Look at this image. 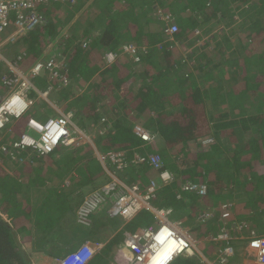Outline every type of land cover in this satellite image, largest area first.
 Here are the masks:
<instances>
[{"label": "trees", "instance_id": "obj_1", "mask_svg": "<svg viewBox=\"0 0 264 264\" xmlns=\"http://www.w3.org/2000/svg\"><path fill=\"white\" fill-rule=\"evenodd\" d=\"M237 1L94 0L85 16L79 14L64 32V26L69 22L63 23L57 16L52 17L54 7L40 4L39 9L46 23L40 29L35 28V33L32 31L22 38L21 46L16 44L11 51L14 54L11 58L22 56L24 64L29 66L39 60L57 58L60 61L59 76L48 77L47 70L43 71L32 79L35 88H50L53 102L70 109L74 114L73 121L82 129L92 132L93 141L100 152H124L123 170L116 169L110 161L106 164L108 169L117 170L116 176L125 183H135L144 191L145 183L157 177L148 178L152 169L146 161L137 162L135 154H158L163 169L171 172L173 179L161 187L153 204L170 206L172 214L177 207L180 208L176 220L182 226H190L194 233L199 228L192 222L196 214L186 216L185 208L190 204L194 207L191 210L196 211L203 203L201 198L191 193L183 194L182 190L181 197H176L180 184L186 181L207 186L208 194L204 198L210 194H216V197L223 194L219 195L221 200L216 203L231 202L229 208H234L235 217L240 211L243 214L248 212L252 221L255 216L256 224L264 225V0ZM75 3L64 8L66 14L62 13V16H69L63 21L75 16L79 10ZM238 8L244 15L243 23L247 22V25L238 28L245 34V43L240 48L236 43L241 40V32L236 31L235 41L228 42L224 38V32H227L224 27L234 22L235 10ZM87 16L89 20H86ZM170 25H176L177 30L167 35L165 29ZM93 30L96 32L93 33ZM222 31L223 43L219 40ZM57 35L60 46L56 44L48 48L46 44L55 40ZM175 41L184 45L182 51L173 46ZM210 43L216 44V50L220 53L230 43L232 50L229 54L219 56L221 62L218 64L211 63L208 72H195L207 67L210 62L208 58H203L205 53L199 54L197 61H192V67H187L182 73L176 71L179 53L189 57V52L197 53ZM126 44H134L135 56L120 52ZM110 51L116 52V58L108 63L104 56ZM200 57L203 61L198 62ZM219 69L222 73H219ZM7 72L6 67H1L0 77ZM170 72L171 78L178 74L174 78L178 86L171 88V82L166 85L170 80ZM63 79L67 82H63ZM26 96L33 104L22 116L10 118L0 130V192L5 197L1 202L5 208L8 205L9 208L18 209L29 200V204L33 202L35 206L26 210L31 212V216L24 219L25 230L30 228V231L23 233L21 240H18L17 234L19 229L24 231L22 228L16 229L17 221L9 223L0 218V264H31L27 249L30 243L33 246L44 244L50 247L48 240H41V237L44 239L47 236L40 234V224L51 226L57 223L67 213H64V205L67 208L72 206L68 197L71 194H65L70 181L58 186L60 192L54 197L52 193L34 200L30 196L33 187L45 185V179L49 180L50 175H53L55 167L51 169L47 166L52 160L51 153L39 156L34 151L19 150L13 145L28 130L29 118L45 121L57 114L34 89L30 88ZM138 117L142 119L140 125L156 136L154 141L159 136L163 144L156 146L154 141L145 142L134 134L135 124L132 122ZM199 138L211 140L204 156V152L185 147L181 149V155L170 157L166 152L168 148L175 149L174 146L178 144L186 146L191 140ZM6 146L7 149H4ZM88 153L90 151L81 153L75 149L66 152V155H74L75 160V154L84 158ZM204 157L206 162L203 161ZM175 162L195 172L175 168L171 165ZM97 188L96 185L89 191ZM71 192L74 191L71 189ZM84 196H81L80 204ZM236 199L242 201L239 207L232 203ZM112 201L107 195L93 212L91 225H82L87 230H91L95 223L96 228L102 225L104 230L107 228L109 235L115 230L103 249L88 264H110V251L112 247L121 245L126 232L132 233L153 224L152 213L142 209L120 227V219L111 218L107 212ZM105 218L109 222L105 223ZM31 220L35 221L36 231L32 228ZM237 220L242 222L240 218ZM102 228L100 226L99 229ZM217 228L214 220L208 224L206 231L215 232ZM203 229H199L197 237L204 236ZM257 232L255 228L253 233L250 230L251 234L258 235ZM57 247L60 249L61 246ZM196 256H183L184 260L175 262L178 256L171 264H195L193 259Z\"/></svg>", "mask_w": 264, "mask_h": 264}, {"label": "built area", "instance_id": "obj_2", "mask_svg": "<svg viewBox=\"0 0 264 264\" xmlns=\"http://www.w3.org/2000/svg\"><path fill=\"white\" fill-rule=\"evenodd\" d=\"M75 0H0V68L6 67L9 72L3 73L0 77V88L6 93L0 92V128L7 123L10 118H18L22 116L28 109L31 101L27 99V92L30 88L34 89L39 95L45 96L47 91H40L35 88L32 79L41 75L43 71L48 72V77H57L61 70V63L57 59H48L46 61H36L33 64L26 65L22 56L7 54L9 51L6 46H16V44L27 36L38 26L45 22V17L40 11V4L50 6V2L56 4L72 3ZM177 30L176 25H170L165 29L167 35ZM122 53H129L135 56L136 51L134 44H126L120 50ZM105 60L111 63L116 58V52L110 51L105 54ZM63 82H67L63 79ZM16 97L17 99H14ZM72 112L70 109L58 111V115L47 119L44 123L38 122L34 118L27 121L28 130L22 133L14 142V147L19 150L29 149L40 155L48 154L58 145L79 144L86 133L78 128L72 121ZM135 132L144 140H151L153 137L149 135L141 126H134ZM4 148V147H2ZM7 149V146L4 148ZM99 153V152H98ZM102 161L104 158L109 160L116 169L122 170L125 167L124 152L108 150L105 153H99ZM137 162L146 161L150 167L158 171L159 178L162 182L170 179L171 175L168 171L162 169V161L158 154L151 153L146 156L136 154ZM112 177H114L112 175ZM138 185H126L117 178L112 179L99 186L97 189L89 191L85 194L82 203L76 209V222L83 226H90L93 212L104 200L107 195L112 197V204L107 212L111 218H120L124 221L130 220L142 208H149L150 211L160 222V226H148L139 228L135 232H127L125 238L126 251L130 257L126 262L115 261L112 264H145L146 254L151 253L158 246L155 236L161 227L166 226L170 231V235L178 240H182L181 249L172 257L179 253H192L193 250L198 251L195 241L190 237L186 230H183L180 221L171 222L169 215L171 209L152 207L149 200L154 197L156 183L151 180L144 193L138 192ZM183 189L188 191L205 192V186H199L194 183H187ZM215 209L206 210L196 217V223H204L211 218ZM220 216L226 218L230 216L229 204L220 206ZM235 224V223H234ZM196 234L200 231L196 229ZM209 239L213 242H220L221 249L218 253L220 263L228 261L234 255V248L230 244L231 236L225 228H221L218 234L209 235ZM103 246L102 241L85 240L76 249L68 252L62 258L58 259L57 264H86L91 257L97 253ZM250 250L254 252L256 261L264 264V237L252 236L249 241ZM168 259L169 263L172 259Z\"/></svg>", "mask_w": 264, "mask_h": 264}, {"label": "crops", "instance_id": "obj_3", "mask_svg": "<svg viewBox=\"0 0 264 264\" xmlns=\"http://www.w3.org/2000/svg\"><path fill=\"white\" fill-rule=\"evenodd\" d=\"M75 1H76L75 5L78 7L79 10L75 13V16L72 19H69L70 25L77 18V16L79 14H83V16H85V13H87L89 11L88 7L90 5H92V2L94 0H75ZM69 5L71 6L72 4L71 3H66V4L52 3V4H50V6H52L54 8L59 7L61 10H64L65 6L67 7ZM92 9L94 10V8H92ZM78 12H79V14H77ZM53 14H55V13H53ZM79 18H80V16H79ZM87 19L89 20L88 16L86 17V20ZM46 21L44 22V24L46 23ZM95 32L96 31L93 30V33H95ZM81 34H83V32H81ZM75 35L79 36L78 33H76ZM87 38H88V36H87ZM173 44H171V45L177 47V49L179 50V44H181V43L178 41H175V42H173ZM9 53H12V52L9 51L7 54H9ZM188 54L192 55L191 52H189ZM185 55L184 54L182 55L181 53H179V55H178V57L181 59V62H182L181 63L182 68L184 66L188 67V65H189L188 62L191 60V59H188L186 61ZM178 61L176 62V64H179ZM183 61H185V62H183ZM180 70L181 69H179V68L176 69V71H178L179 73H180ZM175 77L176 76L171 78L166 83V85L171 82V88L173 86L174 87L178 86L177 82H175V80H174ZM0 92H3V94H5L6 90L4 91L2 88H0ZM140 94H143V93H140ZM50 100H52V99H50ZM55 105H58V104L56 103ZM141 120L142 119L138 117V119L136 121H133L132 123L141 124L142 123ZM72 121H73V119H72ZM74 123L76 124V122H74ZM132 123H130L129 125H131ZM127 124H128V122H127ZM76 126L78 128H80L81 130H83L84 133L87 134L86 137H84V139L79 144L61 145L60 147L55 149L54 152L50 154V156L52 157V160L47 165L51 169H53L55 167L54 171H53V175L52 174L50 175L51 177L48 178L49 180L45 179V181H44L45 185H38V186H35L31 189V193L35 194L34 195L35 198H38L39 196L48 197V196H50L49 193H52L53 194L52 196L54 197L56 194H58L60 192L58 186L63 185V182L65 184H67L70 181L69 188L65 189L67 191V192H65V194H69V193L71 194L68 197H70L71 205H72L71 206L72 208L71 207L67 208V206L64 205V207L66 208L64 213L67 212L65 214V215H67L66 216L67 218L65 217V215H63L59 218L57 223H54L51 226H50V224H49V226L45 225V223L40 224V226L42 228V231L40 234H43V236H47L46 234L49 233V236L47 238L43 239L41 237V240H48L50 242L51 248L49 246L44 245V244L42 246H39V244L38 245L35 244V246H33V244L30 243L29 247H27V249L29 251V255H30L29 258H30L31 264H57L58 259H60L62 256H64L68 252L76 249L85 240L95 241L94 239H97V240L104 241V245H105L106 241L109 239L110 236H112L114 234V231H115V230L112 231L109 235L107 228H106V230H104L102 228V225H99V227L96 228L95 227V225H97L96 223L93 224V227L91 230H87L82 225H80L76 222V216H75L76 209L78 208V205L80 204V201L82 200L81 199L82 195L84 196V194H86L89 190L95 188L96 185H97V187H99L102 184L106 183L108 181V179H110V178L112 180L116 177L119 180H121L118 176H116L117 170L115 171L114 169H110V168H109L110 169L109 170L107 168V164H106V162H108L107 159L104 160V158H103L102 161L100 160V158H99L100 150H99V148L97 149V145L93 144V142L91 141V139L93 137L92 132L90 130L82 129L77 124H76ZM134 134H136L135 131H134ZM153 134L155 135V133H153ZM160 139H161V137H160ZM160 139L158 136V139L156 141H154L156 146H160L161 144L164 143V141L161 139L163 141L162 142ZM154 140H155V138H154ZM196 143H199V140L198 141L197 140H195V141L191 140L190 142H188L186 144V146H183V144H178V145L174 146L175 149L168 148L166 150V152H168L170 154V157H172L174 154L175 155L176 154L181 155L182 154L181 149H183V147H185V149L193 148V149L199 150L200 152H204L202 154L204 156L207 153L206 150L208 148L207 147L205 148L202 145L201 146L196 145ZM90 145H92V147ZM165 148H167L166 145H165ZM75 149H76V151H80L81 153H83L85 151H90V153L86 154L87 156L84 158L79 156V154H75L76 156H75V160H74V158H73L74 155L67 156L66 152H69V151H72ZM156 150H158V147ZM158 152H159V150H158ZM201 161L202 160H200L199 163H201ZM203 161L206 162L205 157H204ZM178 163L175 162V163H172L171 165L175 166V168H181V170H184L186 172H193V173L195 172V171H192V169L187 167L186 165H181L182 163H179V164ZM171 165H168V166H171ZM108 167H109V165H108ZM111 172L114 173L115 177H111V175H110ZM59 173H62L63 175L62 176H60L61 174L57 175ZM54 175H56V176L54 177ZM71 176L73 179L70 178ZM156 177H157V173L154 170H151L149 172L148 178H156ZM104 179H106L107 181L105 180L106 181L105 182ZM147 181L148 180H146V182ZM157 181H159V179ZM87 182H88V184L84 185V183H87ZM86 187H87V189H86ZM71 189L74 192H71ZM235 191H237V190H235ZM79 194H80V196H79ZM0 195H1L0 196L1 197L0 203H1L2 199L5 197L1 194V192H0ZM219 195L223 196V194H218L217 197H220ZM17 196H19V195H17ZM213 196H216V194H214ZM236 196L238 197V194H236ZM210 198H211L210 196H208L207 198H202V200H200V201H201V203H203V205H201L200 208L196 211H192L191 209H194V207L190 204H187V207L185 208V210H187L185 212L186 216L190 215V217H191V215L193 216V215L197 214L196 212L200 211V209L204 205L211 204L212 202L210 201ZM219 200H221V198H218L217 200L214 199L213 202L216 203ZM12 201L14 202V200H12ZM221 202H224V201H221ZM241 202H242L241 200L236 199V202L234 204L236 205V207H239V205H241L240 204ZM64 207H62V208L64 209ZM7 208H9V207L7 206ZM7 208H5L3 206V204L1 203L0 204V210H1L0 213L2 215L12 216L11 221L16 220L17 223L20 225V227L16 226V229L24 227V225H25L24 219H19V217L13 218V213L18 214V213H21V211L19 209H17V207L13 208L11 206L9 208L11 213H8ZM51 208L52 207H50V209ZM4 209H6V211H3ZM30 216H31V212L29 211V217ZM237 218H240L243 223H246L247 227L244 228L243 230L240 228L239 229L238 228L237 229L232 228L230 230L231 234H233V235H231L232 236L231 242H236L233 239L234 235H239V238L243 239L246 237V235H250L251 233H253V228L258 230V232H257L258 235H264V225L258 224L259 225L258 226L256 224L257 221L256 222L254 221L255 216L253 217L254 219L252 221V217L249 216L248 212L243 214L240 211L238 213V215L236 216V219ZM67 219H68V221H66ZM60 220H61V222H60ZM111 221H114V220L111 219ZM30 223H32V228H34V230L36 231V227L34 226L35 221L31 220ZM122 223L123 222L121 220H119L118 225H120V227H121ZM249 224H251V226ZM100 226L102 229H99ZM85 230H87V231H85ZM250 230H251V233H250ZM35 231H33V232H35ZM205 231H206V228L204 229V232ZM21 232L22 231H20V229H19L18 234L22 235L23 232L22 233ZM207 233L208 232L206 231L205 234H207ZM18 234H17V238H18V240H21L22 237L18 236ZM205 234L202 237L199 236L196 238V240L198 241V245L201 246L200 247L201 252L199 253V257H197V259L200 261V262L198 261L200 264H261L255 260L256 256L254 255V253L251 250H249L246 247V243H244L243 240L239 241L238 243L236 242L237 247H239L236 250V254L233 257H230L228 259V261H226L224 263H220L219 262L220 260H218L217 254H218L219 248H221L220 242H222V241L212 242L211 240L207 239ZM105 235H107V236L105 237ZM236 238H237V236H236ZM104 245H103V247H104ZM57 246H61L60 249H57V248H59ZM103 247L101 249H103ZM100 250L98 252H100ZM121 251H122V249L120 250L119 247H114V248L112 247V249L110 251V259L109 260L111 261V260L116 259L118 256H121L122 255ZM120 258L121 257H119L118 260ZM91 259L87 262V264L91 261Z\"/></svg>", "mask_w": 264, "mask_h": 264}, {"label": "clouds", "instance_id": "obj_4", "mask_svg": "<svg viewBox=\"0 0 264 264\" xmlns=\"http://www.w3.org/2000/svg\"><path fill=\"white\" fill-rule=\"evenodd\" d=\"M54 59H57V58H54ZM58 60V59H57ZM37 89V88H36ZM38 90H40V91H47V94L45 95V96H42L41 94L39 95L38 94V96L40 97V98H42V99H44V100H46L48 103H49V105L55 110V112H56V114L58 115V111H60V110H63L64 108H62L61 106H59V105H55L54 104V102H53V100H50V98L48 97V95H49V93H50V88H43V89H38ZM31 102H32V100H30ZM33 103H30L29 104V106H28V109H29V107L32 105ZM27 109V110H28ZM26 110V111H27ZM72 112V111H71ZM56 115V116H57ZM56 116H53V117H56ZM52 116L51 117H49V118H53ZM72 117H73V112H72ZM49 118H47V119H49ZM46 119V120H47ZM72 119V118H71ZM45 120V121H46ZM38 121V120H37ZM45 121H38V122H41V123H44ZM135 125H139V126H141L140 124H137V123H135ZM4 127V126H3ZM3 127L2 128H0V130L1 129H3ZM142 127V126H141ZM143 128V127H142ZM144 129V128H143ZM133 130H134V127H133ZM145 130V129H144ZM27 131V130H26ZM25 131V132H26ZM135 131V130H134ZM146 131V130H145ZM29 132V131H28ZM147 132V131H146ZM148 133V132H147ZM137 134V133H136ZM149 134V133H148ZM138 135V134H137ZM149 135H151V134H149ZM139 136V135H138ZM152 136V135H151ZM140 137V136H139ZM153 138L151 139V140H144V139H142L141 137V139L143 140V141H145V142H149V143H152L153 141H154V136H152ZM199 140V143H201L202 144V146L203 147H207V148H209V144L211 143V140L210 139H208V138H201V139H198ZM197 140V141H198ZM58 146H60V145H58ZM57 146V147H58ZM56 147V148H57ZM56 148H54L52 151H50L49 153H52ZM48 153V154H49ZM102 153V152H101ZM45 155H47V154H45ZM39 156H42V155H39ZM135 156H136V154H135ZM109 161V160H108ZM149 167H150V165H149ZM150 169H152L151 167H150ZM162 169H163V165H162ZM123 170V169H122ZM152 170H154V169H152ZM163 170H166V169H163ZM156 173H157V179H152V180H154L155 181V183H156V188H155V193H154V197H152L150 200H149V205L150 206H152V207H158V208H162V209H166V208H170L171 209V214L170 215H172V213H173V210H172V208L170 207V206H155L154 204H153V201L156 199V197H157V195H158V192L160 191V189H161V187L163 186V185H165V184H169L171 181H172V179H173V177H172V174H171V172H169L168 170H166V171H168V173L171 175V177H170V179L168 180V181H166V182H162L161 180H160V178H159V175H158V171H156V170H154ZM110 175H111V177H112V175L114 176V173H110ZM115 177V176H114ZM116 178V177H115ZM118 179V178H117ZM159 179V181H157ZM119 180V179H118ZM111 181V180H110ZM121 182H123L122 180H120ZM151 181V180H150ZM150 181H148L145 185V190H146V188H147V186L149 185V183H150ZM109 182V181H108ZM123 183H125V182H123ZM187 183H194V184H196V185H198L199 186V189L201 188V185L202 184H200V183H197V182H191V181H186V182H183L182 184H180V191H179V189H178V192H177V195H176V197L179 199L181 196V194L183 193V194H193V195H195V196H197L198 198H204L205 196H207V194H208V189H207V186H205V192L203 193H201L200 191L199 192H197L196 190L195 191H188V190H185V189H183L182 187L185 185V184H187ZM126 185H128V186H130V185H133V184H135V183H133V184H127V183H125ZM145 190L144 191H141L140 190V188L138 187V192L139 193H144L145 192ZM183 192H182V191ZM186 192V193H185ZM186 195H184V196H186ZM112 198V197H111ZM184 199H186V197H184ZM233 204H234V202H232ZM222 204H225V202H219V203H215V205H213V204H209V205H204L201 209H200V211H198V213L194 216V219H193V223L195 224V225H198V227L199 228H197L198 230L199 229H201V228H206L207 229V226H208V224L210 223V222H212V221H216V223H217V225H218V228H217V231L216 232H211V231H209L207 234H205V236L207 237V239H209V235H216V234H218V232L220 231V229L221 228H225L226 229V231L228 232V234L231 236V235H233V234H231V229L233 228V229H244V228H246L247 227V224L246 223H243V222H239L237 219H236V217H235V213H234V208H231L230 207V212H231V214H230V216H228V217H226V218H223V217H221L220 216V206L222 205ZM226 204H229V205H232L231 204V202H229V203H226ZM235 205V204H234ZM142 209H147V210H149L150 211V209L149 208H142ZM141 209V210H142ZM211 209H215V212H214V214H213V216L211 217V218H209V219H207L204 223H196V217L199 215V214H201L202 212H204V211H206V210H211ZM141 210H139V211H141ZM138 211V212H139ZM137 212V213H138ZM151 212V211H150ZM136 213V214H137ZM152 213V212H151ZM135 214V215H136ZM134 215V216H135ZM152 215H153V217H154V220H157V222H158V224H156L155 226L152 224V226H154L155 228H158L159 226H160V222L158 221V219L155 217V215L152 213ZM169 215V216H170ZM133 216V217H134ZM132 217V218H133ZM120 219V218H119ZM169 219H170V217H169ZM122 222H126V221H124V220H122V219H120ZM171 220V219H170ZM174 221H178V220H171V222H174ZM235 223V224H234ZM180 227L183 229V230H186L187 232H188V234L190 235V237L195 241V245L196 246H199V245H197L198 244V241L196 240V238H197V234L196 233H194V235H192L191 233H190V226H182V225H180ZM208 230V229H207ZM137 231V230H136ZM203 232H204V229H203ZM127 233V232H126ZM205 233V232H204ZM204 233H202V235L204 234ZM263 236L264 237V235H255V234H250V235H246V237L245 238H243V239H240L239 238V235H234L233 236V239H234V241H236L237 243L239 242V241H241V240H243L244 241V243H246V247L250 250V248L248 247L249 246V241L251 240V237L252 236ZM236 236H237V238H236ZM125 238H126V234H125ZM210 240V239H209ZM93 241V240H92ZM97 241H101V240H97ZM232 241V236H231V240H230V244L232 245V247L234 248V255L236 254V250H237V245H236V242H231ZM103 242V245H104V241H102ZM213 242V241H212ZM240 245V244H239ZM124 246H125V239H124V241L121 243V245L119 246V249L121 250L122 249V255L121 256H118L116 259H114V260H112V262L110 263V264H112V263H114L115 261H123V262H126V259L128 260V258L130 257V254H129V252H127L126 251V248H124ZM103 247V246H102ZM101 247V248H102ZM222 247V246H221ZM220 249L221 248H219V251H220ZM198 250V249H197ZM219 251H218V253H219ZM252 251V250H251ZM196 252H199L200 253V251L198 250V251H195V250H193L192 251V253H185V252H183V253H179V254H176L174 257H172V259H171V261L170 262H172L177 256H179V255H183V256H186V257H191V256H193V255H195L196 254ZM253 252V251H252ZM254 253V252H253ZM96 254V253H95ZM94 254V255H95ZM187 254V255H186ZM189 254V255H188ZM93 255V256H94ZM197 255V254H196ZM218 255V254H217ZM233 255V256H234ZM92 256V257H93ZM232 256V257H233ZM91 257V258H92ZM119 257H121L119 260H118V258ZM218 260H219V258H218ZM255 260H256V258H255ZM169 262V263H170ZM220 262V261H219ZM169 263H167V264H169ZM87 264V263H86Z\"/></svg>", "mask_w": 264, "mask_h": 264}, {"label": "rangeland", "instance_id": "obj_5", "mask_svg": "<svg viewBox=\"0 0 264 264\" xmlns=\"http://www.w3.org/2000/svg\"><path fill=\"white\" fill-rule=\"evenodd\" d=\"M231 1H234V0H231ZM236 2H239V1H237V0H235ZM251 3V2H250ZM70 6V5H69ZM66 7V6H65ZM245 8L247 7L246 5L244 6ZM70 9V8H69ZM61 9L59 8V7H55L54 8V15L52 16V17H54V16H57L58 18H59V20H61L63 23H67V22H69V21H63V19L64 18H67V16H69L68 14L66 15V16H62V13L63 14H66V12L65 11H63V10H61ZM236 12H235V15H234V22L233 23H231L229 26H226V27H224V30L226 29V31L227 32H224V31H222V33L219 35V40H221V42H222V40H223V38H221V35L223 34V32L224 33H226V35H225V37L224 38H226V40L225 41H228V42H232V40L233 41H235V38H236V31H239V32H241V37H239L241 40H237L238 42L236 43L237 44V47L238 48H240V47H243V45H244V43H245V34H244V31H242V30H240V29H238L239 27L240 28H242V26H244V24H246V23H243V21H244V15H243V13L241 14L240 13V11H241V8H238V9H236L235 10ZM77 14H79V12L77 13ZM62 16V17H61ZM89 16V15H88ZM68 25H70V23H68L67 25H65L64 26V29H63V32L64 31H66V30H68V28H69V26ZM247 25V24H246ZM40 29L41 28V26L40 27H37L36 29ZM67 28V29H66ZM231 28L232 29H234V30H232L231 31ZM36 29L35 30H33V32L32 33H35L36 32ZM240 34V33H239ZM244 35V37H242ZM22 41L23 40H21V41H19L18 43H17V46H21V44L20 43H22ZM196 44H197V42H195ZM223 43V42H222ZM56 44H58L57 46H60V44H59V35H57L56 36V39L55 40H52L51 41V43H48V44H46L47 46H48V48H51L50 46H54V45H56ZM233 44V43H232ZM183 47H184V45L183 44H179V50H183ZM218 48V46L216 45V44H214V43H210V44H208L206 47H205V49H201V50H199L197 53H193V52H191L192 53V55H190L189 57H185V59L186 60H188V59H191L188 63H189V65H188V67H192V61L193 60H195V61H197V59H198V57H199V54H202V53H205V55H204V57L203 58H208V61H210L208 64H207V67H204V68H202V69H198V70H195V72L196 73H203L204 71H206V72H208V71H210L209 70V68L211 67V63H213V64H218L219 62H221L220 60H219V56H221V55H223V54H229L230 52H231V50H232V45H231V43L227 46V48H225L224 49V51L222 52V53H220L219 51H217L216 49ZM5 49H7L8 51H12L13 50V46H11V45H8V46H6V48ZM191 49H193V48H191ZM186 50H187V47H186ZM179 55V54H178ZM178 55H177V59L179 60V64H177V68H179V69H181L180 70V73H182L183 71H185V69L187 68V67H185V68H182V62H181V59L178 57ZM231 57V56H230ZM200 60H202L203 61V59L200 57V59L198 60V62L200 61ZM224 65V64H223ZM176 68V69H177ZM222 68V67H221ZM219 73H222V70L221 69H219ZM171 72H170V74H169V78L171 79ZM178 75V74H177ZM176 75V76H177ZM232 74H230V76H231ZM223 76V75H222ZM224 78V77H223ZM174 87V86H173ZM79 90L81 91V88H79ZM49 98L51 99L52 98V95H51V92H50V94H49ZM59 102V101H58ZM65 109H67L66 107H64V109L63 110H65ZM68 110V109H67ZM221 112V111H220ZM91 141L93 142V144H95V142L93 141V137H92V139H91ZM91 147H92V145H90ZM35 194H33L32 193V195H30V196H32V200H34L35 199V196H34ZM20 196V195H19ZM211 198H210V201L212 202L211 204H213V205H215V203L213 202V200L215 199V200H217L219 197H216V196H211V194L209 195ZM0 201H1V199H0ZM29 202H30V200L29 201H26V202H24V204L21 206V207H19L18 209L21 211V213H18V214H15V213H13V218H16V217H19V219H25V218H28L29 217V211H26V210H29L30 209V206H35L34 204H33V202H32V204H29ZM8 206V205H7ZM7 206H6V208H7ZM180 210V208H178L177 207V209L175 210V213L174 214H172V215H170L169 217H170V219L171 220H176L177 218H178V211ZM7 212L8 213H11L10 212V210L9 209H7ZM67 215H65V217H66ZM0 218H2L4 221H6V222H11V218H12V216H8V215H2L1 213H0ZM67 218V217H66ZM107 218H105L103 221H105V223H107V222H109V219H108V221L106 220ZM66 221H68V219L66 220ZM60 222H61V220H60ZM156 224H158V222H157V220H154L153 221V225L155 226ZM15 226H19L20 227V225L18 224V223H15ZM22 229H23V233L25 234V233H27V232H29L30 231V228L29 229H27V230H25V225H24V227H22ZM190 231V233L192 234V235H194V232L190 229L189 230ZM22 233V232H21ZM37 236H39V237H41L40 236V234H36ZM47 235V237L49 236V233L48 234H46ZM18 236H20V237H22V235L21 234H18ZM195 236V235H194ZM50 240V239H49ZM198 245V244H197ZM197 247V249L200 251V245L199 246H196ZM239 247H237V249H238ZM201 252V251H200ZM196 254H197V256H196V258L195 259H193V260H195L194 261V263L195 264H200L199 262V260L197 259V257H199V252H196ZM187 255V254H186ZM189 255V254H188ZM178 257V256H177ZM176 257V258H177ZM175 258V259H176ZM174 259V260H175ZM173 260V261H174ZM181 261V260H184L183 259V255H179V259L177 260V261H175V262H178V261ZM172 261V262H173ZM199 261V262H198ZM172 262H170L169 264H171ZM174 262V263H175ZM173 263V264H174ZM191 263H192V261H191Z\"/></svg>", "mask_w": 264, "mask_h": 264}, {"label": "bare ground", "instance_id": "obj_6", "mask_svg": "<svg viewBox=\"0 0 264 264\" xmlns=\"http://www.w3.org/2000/svg\"><path fill=\"white\" fill-rule=\"evenodd\" d=\"M14 99H17L14 97ZM158 246L153 252L146 254L145 264H166L178 250L181 249L182 240H178L170 235V231L166 226L161 227L155 236Z\"/></svg>", "mask_w": 264, "mask_h": 264}]
</instances>
